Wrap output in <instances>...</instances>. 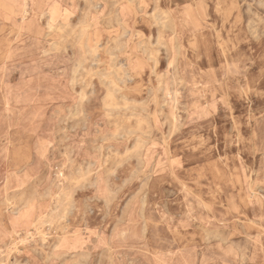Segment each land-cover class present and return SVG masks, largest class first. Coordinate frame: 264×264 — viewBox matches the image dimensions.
<instances>
[{
    "label": "rangeland",
    "instance_id": "374dc122",
    "mask_svg": "<svg viewBox=\"0 0 264 264\" xmlns=\"http://www.w3.org/2000/svg\"><path fill=\"white\" fill-rule=\"evenodd\" d=\"M21 1L0 264H264V0Z\"/></svg>",
    "mask_w": 264,
    "mask_h": 264
},
{
    "label": "bare ground",
    "instance_id": "6f19581e",
    "mask_svg": "<svg viewBox=\"0 0 264 264\" xmlns=\"http://www.w3.org/2000/svg\"><path fill=\"white\" fill-rule=\"evenodd\" d=\"M12 1V0H11ZM205 2V1H204ZM23 3H22V1L21 0H18V3H15V8H16V10L18 9V11H19V9H20V13H22L23 14ZM47 5V7L49 8V10L51 11V14H55L56 13V11H57V6H56V1L55 0H51L48 4H46ZM10 18V17H9ZM17 21V20H16ZM2 23V22H1ZM5 23V22H4ZM7 25V24H6ZM19 25H20V23H19ZM6 28H7V26H6ZM6 35V34H5ZM1 38H3V37H1ZM4 38H5V36H4ZM4 38H3V41H4ZM1 44V43H0ZM3 45V44H2ZM39 45V44H38ZM2 47V46H1ZM8 50V49H7ZM40 50V49H39ZM2 51V50H1ZM3 52V51H2ZM39 53V52H38ZM5 55H7V54H5ZM32 57V56H31ZM39 58V57H38ZM8 59V58H7ZM25 59V58H24ZM3 60V59H2ZM6 60V59H5ZM9 60V59H8ZM37 60V59H36ZM16 65V64H15ZM11 66H13V65H11ZM16 75V74H15ZM14 75V76H15ZM15 78V77H14ZM12 79V78H11ZM16 83V82H15ZM69 90V89H68ZM3 95V94H2ZM45 97V96H44ZM4 103V102H3ZM53 106V105H52ZM255 119V118H254ZM8 133V132H7ZM119 138V137H118ZM8 140V139H7ZM7 173V172H6ZM10 173V172H9ZM5 182V181H4ZM7 185V184H6ZM5 187V186H4ZM4 192H6L5 190H3ZM30 216H32V214L30 215Z\"/></svg>",
    "mask_w": 264,
    "mask_h": 264
}]
</instances>
